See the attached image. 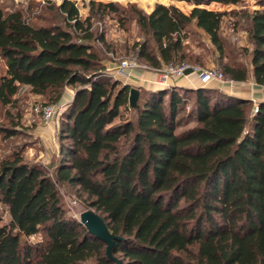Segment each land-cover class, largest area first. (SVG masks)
Masks as SVG:
<instances>
[{"label":"trees","instance_id":"1","mask_svg":"<svg viewBox=\"0 0 264 264\" xmlns=\"http://www.w3.org/2000/svg\"><path fill=\"white\" fill-rule=\"evenodd\" d=\"M185 1L195 5L188 14L173 4L156 3L149 13L128 5L144 36L137 57L153 69L203 66L185 48L194 25L208 36L225 79L264 86V0L244 16L247 62L229 54L220 31L227 12L209 8L243 0ZM89 5L81 17L73 0L52 4L59 21L49 22L31 7L0 4V105L16 107L23 86L47 105L75 89L49 167L27 161L20 149L0 163V204L8 214L5 222L0 216V264H114L106 244L66 214L60 185L74 188L120 237L112 248L120 264H264V101L254 107L216 88L170 86L138 88L131 107V86L103 75L93 45L109 46L93 21L120 6ZM0 132L4 139L16 133L2 125Z\"/></svg>","mask_w":264,"mask_h":264},{"label":"rangeland","instance_id":"2","mask_svg":"<svg viewBox=\"0 0 264 264\" xmlns=\"http://www.w3.org/2000/svg\"><path fill=\"white\" fill-rule=\"evenodd\" d=\"M49 1V3H47ZM75 1L79 14L81 17H85L90 13V1L91 0H73ZM108 2L113 1L120 6L121 11L118 13H107L102 18H97L93 21V29L96 32H101L104 35L108 47L102 42L94 41V48L99 55L103 58L105 68L102 71L105 77L111 79H118L123 83L125 78H114L109 75V69L107 64L111 63L113 67H116L121 60L133 59L139 64V68L143 70L152 69L145 62L137 57L140 43L144 40V36L140 31L138 25L128 11L129 4H135L143 12L149 13L156 3H162L165 5L173 4L185 13H189L191 7L195 6L193 3L182 0H95ZM62 0H0V4L7 6L8 9L21 8L23 10L30 9L35 15H42L46 17L49 22H58L59 19L54 18V14L49 12L48 6L55 5L57 7ZM189 4L190 8L184 9L182 6ZM200 6V5H199ZM206 7V6H200ZM208 8V7H207ZM212 10L226 11L221 22V34L229 44L230 56L233 59H237L241 62H247L248 57L243 54V49L247 47L250 49L252 45L248 42L246 33V20L244 16L254 9H260L262 6L254 0H243L238 4H221L214 2L209 7ZM125 9V11H123ZM123 11V12H122ZM233 12V13H231ZM49 19V20H48ZM34 20V19H33ZM188 36L185 39V48L189 54L199 55L204 65L196 67L199 69L215 67L220 69V63L215 60L217 54L214 52V48L210 43L208 36L199 28L191 25L188 28ZM189 63L190 62H185ZM194 65V64H193ZM4 69L3 61L0 60V72ZM182 77V76H181ZM251 78H248L243 82L248 84ZM219 87L230 91H238V87L233 84V81L225 79L224 81H216ZM237 83V82H236ZM242 83V82H240ZM132 87V86H131ZM71 91H75L74 87H70ZM261 98H264V90L257 92ZM17 106H2L0 105V125L12 127L16 132L9 138H2L3 134L0 132V163L2 159L7 158L15 150L20 149L22 155L27 161L33 163H40L44 167H49L51 161L58 155V150L47 158L46 154L50 153L46 139H44L42 133L45 136L50 135L58 146V135L60 126V117L66 109L70 101L57 102L56 104H50L53 106V116L50 120L46 121L41 111L35 110V106L42 107L46 103L43 97L34 95L28 91V87H20L16 94ZM188 97L192 98V94H188ZM68 99V98H67ZM61 100V99H60ZM66 100V99H65ZM259 99L254 97L252 106H254ZM264 101V100H263ZM189 104L186 106L185 111L188 109ZM255 107V106H254ZM185 111L183 113H185ZM127 113L124 114L125 117ZM119 121V118H115L114 122ZM53 125V131L48 130V125ZM191 122L189 125H192ZM39 130H41L39 132ZM49 172L52 171L50 168ZM61 202L67 215H70L76 219H79L81 211L89 208L87 204L77 198L74 188L60 185L58 187ZM0 216L3 222L8 220V214L6 208L0 204ZM40 234L30 236L28 240L31 243L40 239Z\"/></svg>","mask_w":264,"mask_h":264},{"label":"crops","instance_id":"3","mask_svg":"<svg viewBox=\"0 0 264 264\" xmlns=\"http://www.w3.org/2000/svg\"><path fill=\"white\" fill-rule=\"evenodd\" d=\"M192 8V7H191ZM191 10V9H190ZM107 69L113 68L111 63H108ZM123 83L129 84L132 87H137V88H144L148 90H155V89H162V88H168L170 86H178L182 88H197V87H207V88H216L218 90H221L225 93H228L230 95H234L237 97L253 100L254 97H257L259 101H263L264 98H261L257 92H260L261 90H264V86H259L253 82L251 79L248 84L245 85L240 82H234L236 87H238V91H230L227 89H224L222 87H219L216 81H209L206 83H203L199 79V75L197 72H191L189 74H186L182 77H177V78H172V79H166L165 81H162L160 79V74L158 69H148V70H143L140 69L139 67L135 69H131L128 71V76L125 78V81ZM27 87V86H24ZM75 91H71L69 87H66L62 97H61V102L69 101L73 98ZM68 98V99H67ZM66 99V100H65ZM258 101V102H259ZM48 130L53 131V125L49 124L48 125ZM41 130H39L40 132ZM44 139L47 141L48 149L49 152L46 154V157L48 158L51 153H55L58 150L57 144L55 141L52 139L50 135L45 136L44 133H42Z\"/></svg>","mask_w":264,"mask_h":264},{"label":"built area","instance_id":"4","mask_svg":"<svg viewBox=\"0 0 264 264\" xmlns=\"http://www.w3.org/2000/svg\"><path fill=\"white\" fill-rule=\"evenodd\" d=\"M139 67V64H137L136 61L133 59L129 60H121L120 63L111 69H109V75L114 78H126L128 76V71L131 69H135ZM191 67L193 69V72H197L199 75V79L201 82L206 83L209 81H224L225 78L222 75L221 71L215 67L211 68H205V69H199L196 66H191L186 63L182 64H169L165 65L159 70L160 79L162 81H165L166 79H174L177 77H181L186 75L184 73L185 69ZM231 82V81H230ZM39 110L42 113L43 118L48 121L53 116V106L52 105H44L42 107H39L38 105L35 106V110Z\"/></svg>","mask_w":264,"mask_h":264},{"label":"water","instance_id":"5","mask_svg":"<svg viewBox=\"0 0 264 264\" xmlns=\"http://www.w3.org/2000/svg\"><path fill=\"white\" fill-rule=\"evenodd\" d=\"M193 72L191 67L185 69L184 73L189 74ZM199 88V87H197ZM139 90L137 87H131L128 95V103L131 107L136 106ZM78 221L86 228L87 232L95 238L101 240L106 244L105 255L109 261L114 264H120V260L112 254L114 242L119 240L120 237L113 235L108 229L102 217L92 208H86L81 211Z\"/></svg>","mask_w":264,"mask_h":264}]
</instances>
